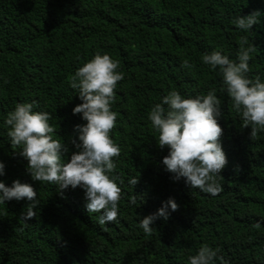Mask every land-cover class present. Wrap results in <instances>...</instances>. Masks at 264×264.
I'll use <instances>...</instances> for the list:
<instances>
[{"label": "trees", "instance_id": "obj_1", "mask_svg": "<svg viewBox=\"0 0 264 264\" xmlns=\"http://www.w3.org/2000/svg\"><path fill=\"white\" fill-rule=\"evenodd\" d=\"M254 10L259 23L249 32L231 23ZM241 36L255 46L249 75L264 78V0H0V117L16 102L35 99L69 157L76 150L73 126L85 122L72 112L80 100L69 80L93 53H108L123 74L110 136L121 149L115 172L125 181L116 220L101 225L79 186L61 195L32 179L0 119V179L31 184L40 201L27 222L20 213L30 201L0 204V264H187L201 243L218 248L229 264H264V131L251 138L250 127L240 126L220 77L200 60L213 48L233 58ZM210 88L221 100L219 139L227 160L215 195L171 179L161 162L167 146L158 145L147 119L151 104L170 89L196 95ZM132 175L138 176L133 187ZM132 194L137 203L130 205ZM169 196L178 207L145 235L139 218Z\"/></svg>", "mask_w": 264, "mask_h": 264}, {"label": "clouds", "instance_id": "obj_2", "mask_svg": "<svg viewBox=\"0 0 264 264\" xmlns=\"http://www.w3.org/2000/svg\"><path fill=\"white\" fill-rule=\"evenodd\" d=\"M259 10L248 14L239 13L231 19L238 30L249 32L253 24L259 23ZM254 45L241 36L235 56L223 53L219 48L201 53L200 60L220 77V90L231 100V106L240 117V126L250 127V137L264 131V78L256 73L249 75V60ZM182 66H189L184 60ZM118 61L106 52H95L78 66L69 80V86L76 92L80 103L72 112L80 113L85 122L74 125L75 151L65 158L67 146L61 139L53 138L54 128L49 122L48 111L38 109V101H18L6 115L0 117L6 127L7 136L13 147H19L20 154L27 160V169L33 180L48 182L62 190L68 187L83 189L85 208L89 213H99L97 222L104 225L117 218L118 201L124 178L115 172L117 163L113 157L120 154V146L110 136L114 127L116 112L112 110L115 100L114 89L122 79ZM217 89L206 93L186 95L177 89H170L159 101L151 104L147 119L155 133L159 146H167V155L162 157L171 179H184L186 185L202 192L215 195L221 191L217 177L227 163L219 139L222 128L218 118L222 115L221 100ZM4 162L0 161V176L4 175ZM137 175L127 178L134 186ZM30 201L20 213L27 222L35 216L34 208L40 201L33 186L19 179L6 184L0 179V204L7 200ZM129 204H136L135 194L129 195ZM178 207L169 196L154 212L139 218L138 226L145 235L153 231L152 223L159 217L167 219L169 209ZM259 227V224H253ZM187 264H229L219 254V249L208 243H201L194 254L187 257Z\"/></svg>", "mask_w": 264, "mask_h": 264}]
</instances>
